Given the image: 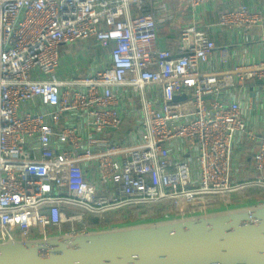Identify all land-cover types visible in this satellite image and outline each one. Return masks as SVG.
Returning a JSON list of instances; mask_svg holds the SVG:
<instances>
[{
    "label": "built area",
    "instance_id": "obj_1",
    "mask_svg": "<svg viewBox=\"0 0 264 264\" xmlns=\"http://www.w3.org/2000/svg\"><path fill=\"white\" fill-rule=\"evenodd\" d=\"M210 1L187 0L196 14ZM174 18L170 0H0V242L74 236L93 217L159 203L193 214L264 190V136L252 177L237 180L235 147L258 136L222 95L234 80L264 81V62L208 72L216 43L197 23L174 49L159 44ZM263 22L264 6L242 4L217 25ZM79 41L96 42L101 61L61 75L63 47Z\"/></svg>",
    "mask_w": 264,
    "mask_h": 264
},
{
    "label": "water",
    "instance_id": "obj_2",
    "mask_svg": "<svg viewBox=\"0 0 264 264\" xmlns=\"http://www.w3.org/2000/svg\"><path fill=\"white\" fill-rule=\"evenodd\" d=\"M90 221L74 236L1 241L0 264H264V199L124 225Z\"/></svg>",
    "mask_w": 264,
    "mask_h": 264
},
{
    "label": "crops",
    "instance_id": "obj_3",
    "mask_svg": "<svg viewBox=\"0 0 264 264\" xmlns=\"http://www.w3.org/2000/svg\"><path fill=\"white\" fill-rule=\"evenodd\" d=\"M175 9L174 21L159 26V44L163 48L174 49L180 35V30L189 24L197 23L201 29H206L216 43L217 50L212 54L204 69L208 72H228L241 63L260 64L264 62V22L262 26L251 28H222L217 25L222 12L245 4L254 10L264 6V0H212L197 14L188 5L187 0H170ZM77 56H90V65L100 62L102 51L91 53L90 41H79L69 47ZM226 50L227 64L221 61V51ZM71 54V53H68ZM67 57L70 55H66ZM62 64V60H61ZM63 70L62 66L60 71ZM88 72L84 70L81 74ZM68 74V73H64ZM73 74V73H72ZM71 75V74H70ZM262 82V83H259ZM230 93L232 100L240 103L242 115L247 124L257 132V140H244L235 147L233 171L237 180L250 179L253 174L254 155L257 152L260 139L264 136V81H249L245 84L234 80L233 86L223 89L222 95L227 98ZM227 102L229 99L226 100Z\"/></svg>",
    "mask_w": 264,
    "mask_h": 264
},
{
    "label": "rangeland",
    "instance_id": "obj_4",
    "mask_svg": "<svg viewBox=\"0 0 264 264\" xmlns=\"http://www.w3.org/2000/svg\"><path fill=\"white\" fill-rule=\"evenodd\" d=\"M71 53V54H68ZM66 55H70V56H66ZM78 53L76 52V54L67 48H64V50H62V54H61V60H62V68L63 70H61L59 73L61 75H63L64 73H73L75 75L79 74V71L81 69H84L85 66L90 62V56H77ZM79 65V67H77ZM67 74V75H68ZM94 136L96 137H100L102 136V134H95ZM263 190V189H262ZM246 193L244 192H240L238 197L240 200L245 199ZM128 215V216H127ZM134 216V215H133ZM110 217L112 220H114L115 223H133V222H127V221H136L137 219H139V216H134L132 217V215H130L129 209H120V210H116L110 213ZM125 218V219H124ZM113 223V222H111ZM114 224V223H113ZM124 225V224H122ZM105 227V226H104ZM107 227V226H106Z\"/></svg>",
    "mask_w": 264,
    "mask_h": 264
},
{
    "label": "trees",
    "instance_id": "obj_5",
    "mask_svg": "<svg viewBox=\"0 0 264 264\" xmlns=\"http://www.w3.org/2000/svg\"><path fill=\"white\" fill-rule=\"evenodd\" d=\"M90 42L92 43V47H93L92 49H90L91 53L93 54L96 51L99 52L100 49L97 47L96 42H94V41H90ZM244 193H246V195H245L246 198L244 200H249V199L262 200V199H264V190H262V189L250 188V189L246 190ZM171 209L172 208L168 203H159V204H154V205H148V206H141L138 208H133V209L129 210V212H130V215H132V217H134L135 214H137L140 219L154 220V219H159V218L164 217L165 214L169 213ZM113 223H115V222H113ZM115 224H117V223H115ZM120 224H123V222Z\"/></svg>",
    "mask_w": 264,
    "mask_h": 264
}]
</instances>
